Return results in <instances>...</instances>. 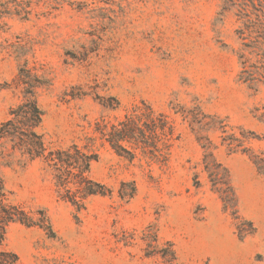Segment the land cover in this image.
<instances>
[{
  "label": "rangeland",
  "instance_id": "1",
  "mask_svg": "<svg viewBox=\"0 0 264 264\" xmlns=\"http://www.w3.org/2000/svg\"><path fill=\"white\" fill-rule=\"evenodd\" d=\"M224 0H0V125L40 80L47 152L96 154L80 210L44 158L1 165L16 264H264V83ZM21 69H25L22 72ZM141 116L143 141H108ZM144 140V139H142Z\"/></svg>",
  "mask_w": 264,
  "mask_h": 264
},
{
  "label": "trees",
  "instance_id": "2",
  "mask_svg": "<svg viewBox=\"0 0 264 264\" xmlns=\"http://www.w3.org/2000/svg\"><path fill=\"white\" fill-rule=\"evenodd\" d=\"M230 10L235 11L239 24L236 29L240 41L237 51L240 64L238 78L254 88L264 83V0H224L219 14L223 15ZM27 73L28 75L20 74L26 87L24 99L10 111L9 118L0 125V166L44 158L54 174L61 197L80 210L90 196L106 194L105 184L90 177L91 165L97 155L86 152L77 144L47 152L43 134L38 131L44 116L36 96V88L41 82ZM140 121L141 116L133 114L114 125L108 135V141L113 148L133 156L121 141L147 143L141 132ZM16 221L27 226L38 224L7 201V189L0 172V264H16L18 261L16 253L4 248L7 227Z\"/></svg>",
  "mask_w": 264,
  "mask_h": 264
}]
</instances>
